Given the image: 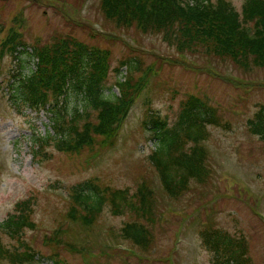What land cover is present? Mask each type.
Listing matches in <instances>:
<instances>
[{"label": "rangeland", "instance_id": "rangeland-1", "mask_svg": "<svg viewBox=\"0 0 264 264\" xmlns=\"http://www.w3.org/2000/svg\"><path fill=\"white\" fill-rule=\"evenodd\" d=\"M225 1L241 12L244 0ZM12 32L30 46L72 37L107 49L109 73L103 95L120 96L116 81L129 82L134 88L132 106L118 126L112 147L95 145L67 154L49 142L35 155L38 139L51 130L54 113L35 111L10 97L15 93L8 84L17 83L12 73L28 74L34 58L23 54L22 62L8 55L2 59L0 223L16 201L29 195L33 196L32 219L36 222L23 236L39 258L22 264H52L51 254L60 264H212L213 255L199 235L210 223L244 236L250 264H264V142L246 130L247 119L264 105V67L243 68L202 49L179 51L159 33H145L135 25L120 27L105 17L100 0H0V42ZM124 61L135 63L138 70L127 74ZM190 96L215 108L226 125L208 126L205 180H193L182 196L170 198L147 157L153 140L142 120L151 111L171 124ZM66 104L72 110L77 100L70 96ZM88 120H95L94 113ZM89 178L128 187L131 192L142 179L150 182L159 214L147 252L119 235L129 220L127 213L112 215L105 207L91 227L64 217L68 188ZM58 229L60 243L46 245L44 236ZM0 237L14 249L8 236L0 233ZM0 264L13 263L3 259Z\"/></svg>", "mask_w": 264, "mask_h": 264}, {"label": "trees", "instance_id": "trees-1", "mask_svg": "<svg viewBox=\"0 0 264 264\" xmlns=\"http://www.w3.org/2000/svg\"><path fill=\"white\" fill-rule=\"evenodd\" d=\"M100 6L105 17L118 26L135 25L142 32L159 33L179 51L202 49L243 68L264 67V0H244L241 12L225 0L205 5L200 1L192 7L182 6L178 0H100ZM23 54L36 59L34 69L26 75L20 71L12 73L17 83L8 84L15 93L10 97L36 111L54 113L51 130L38 139L34 154L49 142L67 154L95 145L112 147L118 126L132 106L134 88L129 82H116L120 96L103 95L109 73V50L93 48L72 37L30 46L13 32L0 42V66L6 55L22 62L19 57ZM123 64L129 75L138 70L131 61ZM70 96L77 100V105L68 111L66 99ZM90 113H94V121L88 120ZM142 124L155 143L147 157L168 197L178 198L187 192L193 180H205L208 157L204 141L210 136L208 126L226 125L215 108L190 96L171 124L151 111ZM246 130L264 142V105L247 119ZM68 198L66 219L91 227L105 207L112 215L127 213L129 220L120 227L121 238L142 251L151 248L159 202L147 179H142L131 192L128 187L117 188L89 178L70 186ZM32 213L33 196L29 195L16 201L0 223V233L8 236L12 242L8 244L14 248L10 249L0 237V260L22 264L38 256L23 236L25 230L36 227ZM58 230L44 236L46 245L60 243ZM199 235L202 245L213 255L212 264H250L244 236L232 235L214 223L203 227ZM50 260L60 264L55 255L51 254Z\"/></svg>", "mask_w": 264, "mask_h": 264}]
</instances>
